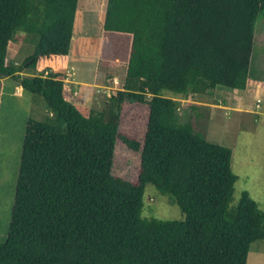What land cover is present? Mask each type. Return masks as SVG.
<instances>
[{
  "label": "trees",
  "instance_id": "obj_1",
  "mask_svg": "<svg viewBox=\"0 0 264 264\" xmlns=\"http://www.w3.org/2000/svg\"><path fill=\"white\" fill-rule=\"evenodd\" d=\"M78 2L0 0V83L51 112L27 121L0 264H248L264 210L247 191L234 204L233 151L182 123L166 93L264 87L253 65L264 0H108L105 34L127 41V73L102 111L72 102L53 71L69 57ZM18 32L35 37L21 65L11 58ZM127 103L149 107L143 142L120 131ZM117 141L141 155L136 183L112 173ZM148 185L185 219L143 217Z\"/></svg>",
  "mask_w": 264,
  "mask_h": 264
},
{
  "label": "rangeland",
  "instance_id": "obj_2",
  "mask_svg": "<svg viewBox=\"0 0 264 264\" xmlns=\"http://www.w3.org/2000/svg\"><path fill=\"white\" fill-rule=\"evenodd\" d=\"M108 0H79L74 36L67 61L53 71L64 73L69 99L102 111L110 96L122 90L127 73V41L105 34ZM11 44V58L21 65L35 50V37L18 32ZM254 69L264 80V15L256 24ZM22 75H29L23 72ZM15 83H0V242L7 240L20 171L23 142L29 118L46 120L51 115L45 100L28 92L15 94ZM182 123L190 122L211 143L233 151L232 170L238 176L234 204L247 191L264 210V87L251 85L245 91L218 87L213 95L177 96ZM149 117L148 105L127 103L120 131L143 142ZM141 155L117 141L112 173L129 182L139 177ZM143 217L165 221L184 220L173 197L148 185ZM248 264H264V241L252 244Z\"/></svg>",
  "mask_w": 264,
  "mask_h": 264
},
{
  "label": "crops",
  "instance_id": "obj_3",
  "mask_svg": "<svg viewBox=\"0 0 264 264\" xmlns=\"http://www.w3.org/2000/svg\"><path fill=\"white\" fill-rule=\"evenodd\" d=\"M15 86H16L14 90L15 94H18L20 96L22 93H24L23 88L21 86H18L17 84H15Z\"/></svg>",
  "mask_w": 264,
  "mask_h": 264
}]
</instances>
